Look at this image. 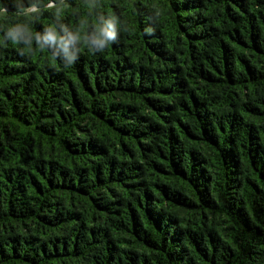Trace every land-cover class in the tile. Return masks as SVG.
<instances>
[{"label": "trees", "instance_id": "trees-1", "mask_svg": "<svg viewBox=\"0 0 264 264\" xmlns=\"http://www.w3.org/2000/svg\"><path fill=\"white\" fill-rule=\"evenodd\" d=\"M113 10L71 69L0 47V264H264V0Z\"/></svg>", "mask_w": 264, "mask_h": 264}, {"label": "clouds", "instance_id": "clouds-1", "mask_svg": "<svg viewBox=\"0 0 264 264\" xmlns=\"http://www.w3.org/2000/svg\"><path fill=\"white\" fill-rule=\"evenodd\" d=\"M15 7L0 6V47L16 45L21 53H47L63 69H71L82 49L95 55L116 44L126 21L114 10L97 15L102 0H80L72 14L78 22L65 23L66 0H14ZM47 12L46 24H36ZM155 17V12L152 13Z\"/></svg>", "mask_w": 264, "mask_h": 264}]
</instances>
